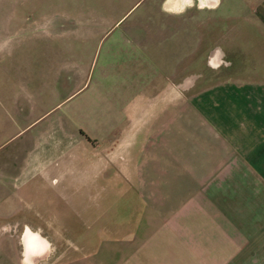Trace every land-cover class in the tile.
I'll list each match as a JSON object with an SVG mask.
<instances>
[{"label": "crops", "instance_id": "crops-1", "mask_svg": "<svg viewBox=\"0 0 264 264\" xmlns=\"http://www.w3.org/2000/svg\"><path fill=\"white\" fill-rule=\"evenodd\" d=\"M125 1L67 129L7 164L0 264H264V0Z\"/></svg>", "mask_w": 264, "mask_h": 264}, {"label": "rangeland", "instance_id": "rangeland-1", "mask_svg": "<svg viewBox=\"0 0 264 264\" xmlns=\"http://www.w3.org/2000/svg\"><path fill=\"white\" fill-rule=\"evenodd\" d=\"M125 3V0H0V180L7 174V164L16 162L18 156L35 158L37 150L32 147L44 140L46 132L56 134L67 129L72 118L71 106L78 100L74 98L94 88L105 54V49L103 55L98 50L96 63L98 60L99 63L90 73V80L93 78L90 88L88 84L69 98L85 84L78 80L76 72L87 69L92 51L90 43L84 46L79 40L85 33L83 26L89 22L90 33H94L97 23L102 30L107 27L104 21L108 13L114 15ZM97 6L99 9L94 8ZM121 32L122 29L112 31L114 35ZM65 71L67 75L60 77ZM43 115L41 122L29 126ZM28 203L23 204V210H28L33 202ZM30 217L37 223V217Z\"/></svg>", "mask_w": 264, "mask_h": 264}, {"label": "water", "instance_id": "water-1", "mask_svg": "<svg viewBox=\"0 0 264 264\" xmlns=\"http://www.w3.org/2000/svg\"><path fill=\"white\" fill-rule=\"evenodd\" d=\"M214 62H216V60H214Z\"/></svg>", "mask_w": 264, "mask_h": 264}]
</instances>
